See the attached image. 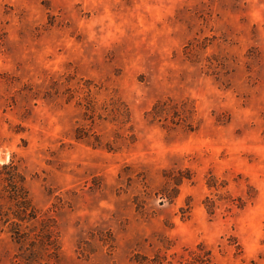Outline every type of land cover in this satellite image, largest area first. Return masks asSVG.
<instances>
[{"label": "rangeland", "instance_id": "1", "mask_svg": "<svg viewBox=\"0 0 264 264\" xmlns=\"http://www.w3.org/2000/svg\"><path fill=\"white\" fill-rule=\"evenodd\" d=\"M0 264H264V0H0Z\"/></svg>", "mask_w": 264, "mask_h": 264}]
</instances>
